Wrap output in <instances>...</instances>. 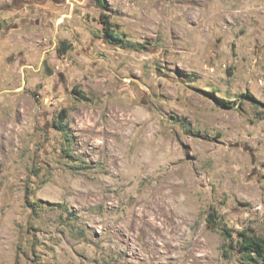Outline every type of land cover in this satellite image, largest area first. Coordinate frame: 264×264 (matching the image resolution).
<instances>
[{"label":"rangeland","instance_id":"1","mask_svg":"<svg viewBox=\"0 0 264 264\" xmlns=\"http://www.w3.org/2000/svg\"><path fill=\"white\" fill-rule=\"evenodd\" d=\"M241 232L264 0H0V264H256Z\"/></svg>","mask_w":264,"mask_h":264},{"label":"trees","instance_id":"2","mask_svg":"<svg viewBox=\"0 0 264 264\" xmlns=\"http://www.w3.org/2000/svg\"><path fill=\"white\" fill-rule=\"evenodd\" d=\"M105 34L111 41L115 43L121 42V39L110 28H105ZM58 53L60 52L58 51ZM58 127L62 129L61 126ZM224 236L227 239L231 238L230 235L225 233ZM237 245L247 261L256 264L262 262L264 264V239L256 235H247L245 232H241L238 235Z\"/></svg>","mask_w":264,"mask_h":264}]
</instances>
